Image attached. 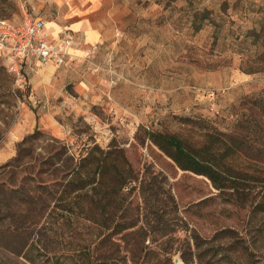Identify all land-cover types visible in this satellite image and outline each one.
I'll list each match as a JSON object with an SVG mask.
<instances>
[{
    "label": "rangeland",
    "instance_id": "obj_1",
    "mask_svg": "<svg viewBox=\"0 0 264 264\" xmlns=\"http://www.w3.org/2000/svg\"><path fill=\"white\" fill-rule=\"evenodd\" d=\"M24 13L64 27L84 16L101 39L83 41L49 80L47 67L32 65L18 81L0 55V199L57 182L60 165L49 158L63 147L75 159L94 145L120 147L139 176L116 217L135 228L111 237L82 215L50 214L51 203L28 234L36 264H136L123 254L104 259L135 246L149 252L138 264H264V112L252 105L264 98V0H0V19L19 22ZM211 128L257 151L227 158L241 198L224 200L149 138L167 133L198 145ZM36 129L41 137L8 166ZM46 199L31 211L15 200L10 210L0 206V231L36 221ZM195 233L215 257L198 259ZM0 264L29 263L0 239Z\"/></svg>",
    "mask_w": 264,
    "mask_h": 264
},
{
    "label": "trees",
    "instance_id": "obj_2",
    "mask_svg": "<svg viewBox=\"0 0 264 264\" xmlns=\"http://www.w3.org/2000/svg\"><path fill=\"white\" fill-rule=\"evenodd\" d=\"M252 105L260 106L262 112H264L263 97L259 99L252 98ZM206 133L204 135L205 141L198 145H193L181 137L167 133H150L149 138L180 169L206 177L224 200L229 202L232 196L241 198V195H243L241 193L244 192H241L242 187L237 180L238 176L232 178L233 169L227 163V158L231 154L232 156L245 154L248 157L253 152L257 156V151H254L252 146L244 139L225 135L216 129L211 128ZM226 136L229 139L228 147L225 146L224 138ZM40 137L41 133L38 129L34 134L26 136L18 144L17 156L11 160L8 166L15 162H21L26 156L27 144L33 139L38 140ZM49 160L54 167L60 165L57 171L62 176L57 182L51 185H37L35 189L27 190V192L16 188L12 190L14 194L11 199H0V206L5 204L9 210L12 205L20 204L30 210L32 209L31 206L36 203V199L47 196V199L43 200L47 201L45 207L38 209V215L35 214L36 221L34 219V222H25L23 219L18 226L0 231L2 234L0 239L7 251L23 258L29 264H36L35 259L32 257L34 243L31 235L28 234L29 230L34 228V225L37 227L41 224L51 203H54L55 207L50 214L59 211L65 217L66 215H82L85 220L96 223L105 230H112L109 234L111 237L120 236L125 231L135 228L136 223L133 221L119 222L116 219L118 213H126L129 195L126 192L129 189H134L132 185L139 180V176L133 170L124 149L114 145L109 146L108 149L94 145L88 147L86 154H82L75 159L69 156L67 149L63 147L57 156H52ZM14 200L16 203L12 202ZM236 203L241 206L244 205V202L239 203L236 201ZM255 210H259V205L255 207ZM99 213H102L104 218H99ZM192 238L199 252L198 259L205 254L215 257L216 250L210 246L209 241L204 240L196 233ZM115 253L117 255L123 254V258H129L136 264H138L137 262L143 254L147 256L149 254L145 248L139 246L122 249V251L107 250L104 257L106 262L113 259ZM184 261L189 262L187 259H184Z\"/></svg>",
    "mask_w": 264,
    "mask_h": 264
},
{
    "label": "built area",
    "instance_id": "obj_3",
    "mask_svg": "<svg viewBox=\"0 0 264 264\" xmlns=\"http://www.w3.org/2000/svg\"><path fill=\"white\" fill-rule=\"evenodd\" d=\"M44 20L33 21L27 13L21 21L0 19V55L6 69L18 81L23 78L24 63L30 66H66L76 57L71 51L76 39L68 29L60 38L52 39Z\"/></svg>",
    "mask_w": 264,
    "mask_h": 264
},
{
    "label": "crops",
    "instance_id": "obj_4",
    "mask_svg": "<svg viewBox=\"0 0 264 264\" xmlns=\"http://www.w3.org/2000/svg\"><path fill=\"white\" fill-rule=\"evenodd\" d=\"M71 12H74L73 8L70 9V13ZM71 17H74V15ZM32 20L37 21V20H43V19L42 18H32ZM47 27H48V31L52 39L60 38L61 33H63L64 31H67L68 29L71 31V34H73V36H75V39H76V44L74 48L72 49L74 51L73 54L75 56L80 55L81 51L78 50V48L83 45L82 44L83 41H85V45H94V44L99 43L101 39L100 33L97 30H95L91 21L86 19L84 16L82 18H78V21L66 27H64V25L61 24V22H56V21L48 23ZM23 67L25 68L24 69L25 71L26 67H30V63L28 61L25 62ZM46 67H47L46 73H43V77L44 79H47V80H49L54 75L56 68H60V67H56L55 65H48ZM44 74H48L49 77H45ZM4 158L5 159L7 158L6 154H3L0 152V160H3Z\"/></svg>",
    "mask_w": 264,
    "mask_h": 264
},
{
    "label": "bare ground",
    "instance_id": "obj_5",
    "mask_svg": "<svg viewBox=\"0 0 264 264\" xmlns=\"http://www.w3.org/2000/svg\"><path fill=\"white\" fill-rule=\"evenodd\" d=\"M73 53H74V51L73 50H71Z\"/></svg>",
    "mask_w": 264,
    "mask_h": 264
}]
</instances>
